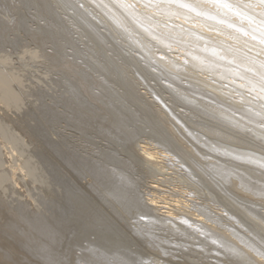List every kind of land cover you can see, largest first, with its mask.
Masks as SVG:
<instances>
[{"label":"bare ground","instance_id":"1","mask_svg":"<svg viewBox=\"0 0 264 264\" xmlns=\"http://www.w3.org/2000/svg\"><path fill=\"white\" fill-rule=\"evenodd\" d=\"M0 2L19 17H0V44L30 17L64 88L35 128L64 204L47 217L0 199V264L140 263L120 226L171 264H264V0Z\"/></svg>","mask_w":264,"mask_h":264},{"label":"rangeland","instance_id":"2","mask_svg":"<svg viewBox=\"0 0 264 264\" xmlns=\"http://www.w3.org/2000/svg\"><path fill=\"white\" fill-rule=\"evenodd\" d=\"M12 1H14V0H12ZM1 5H2V3H1ZM1 5H0V9H1L0 10V17L2 19H4L5 21H9V24H11L12 22H14V24H15V19H16V23L17 22L19 23V21H17V19L19 17L17 16V14H15L17 11H14L13 14L9 13V12H7L8 14H5L6 10L3 11L2 10L3 7ZM57 9H58L57 12H59L58 14L60 16H62V17L65 16L64 18L67 17L66 19L69 21V23L73 22L72 19H68V18H70L68 16H71L72 11L66 12L60 6H58ZM7 11H9V10H7ZM28 12H34V11H33V9H29ZM24 13H26V11ZM15 15L17 18L15 17ZM24 24H26V25H23L24 28L22 31L19 30V27H18V28H16L15 32L12 31L9 33L10 37H8V38L13 39L12 40L13 42L10 41L11 43H7V44L5 42L4 45L0 44V47L2 48V49H0V76H1L0 80L2 78V80L0 81V85H1V87H0V182H1L0 199L3 200V202H5L10 207H14V208H18V204L22 203L23 207H25V208H21L22 206L20 204L19 205L21 207H19V208L21 210H23L24 212L26 211L27 214H29V215H34V214L42 215L41 212H43V215L47 213V215H46L47 217L48 216L53 217L54 215H51V214H55L57 212L55 206H57V205L60 206V205L64 204L63 195L62 196L60 195L61 196L60 197L57 194V193L62 194L57 187H59L60 182H61L60 179L64 175H61V172L58 171L59 168L54 165L55 159H53V158L51 159V157H49V155H47L45 145H44L43 141L40 139V137L38 136L35 128H37V130L40 128L44 130L47 127V126L45 127V125H44V128H43V126L41 124L42 122L40 121L41 120L40 119L41 113L39 112V103H38L39 100L41 101V99H43V101L48 102V103L52 102V101L57 102L58 99L56 98V96L61 95L64 92V90H63L64 88L61 87L60 85H58L59 87L57 85L54 86L53 78H55V76L52 74V72H50V70L47 67L48 64H46V62L40 57V54H37L40 52L38 51V49L36 51L35 44H33L29 39V36H28L29 32L27 33L28 27L31 25L34 26V23H32V20L30 19V17H28V16L25 17ZM26 26H28V27H26ZM25 27H26V30H25ZM20 28H22V27H20ZM19 32H21V33L19 34ZM34 49H35V51H34ZM126 49H124L126 51H122L123 53L120 52V54L124 55L125 52H127V51L130 52V50L128 48H126ZM131 50L134 52V53L132 52L133 54L137 55L136 50L135 51H134V49H131ZM143 63H144V60L142 62V65H144ZM150 70H153V68L151 67ZM3 79H5V82ZM163 79H164V77L161 79L162 81L158 82L159 86H162V83H160V82H164V83L166 82L165 81L166 78L164 80ZM186 81L187 80L185 79L183 82L185 83ZM51 82L53 85L51 84ZM150 84H152V80H151ZM228 84H231V83H229L228 81H224L225 86H227ZM175 87L176 86H173V85L170 86L171 89H175ZM51 88H52V90H51ZM232 95L235 97L239 96L238 93H233ZM246 95L248 96V94H246ZM148 96H150V94ZM169 96H170V92L168 90H166V91L164 90V94L162 95L163 98L161 97V99L163 100L166 98L165 99L166 101L164 100V102L166 104H168L170 102ZM237 99L238 98H235V100H237ZM250 106L257 109V107L254 104H250ZM179 110H180V108L177 109V112ZM177 112H176V114H177ZM31 118H32V120H31ZM40 125H41V127H40ZM34 126H36V127H34ZM32 127L34 129H32ZM49 129L53 131V129H51V128H49ZM46 130H47V128H46ZM197 131L200 132L199 130H197ZM53 133L56 134V130H55V132H51L50 136H52L54 139H57L58 138L57 134L55 135ZM43 149H44V151H43ZM45 160L48 163H46ZM53 166H54V168H53ZM49 167H51V168H49ZM54 171H56V172L54 173ZM51 172H52V174H51ZM11 174L14 176L12 177ZM3 176H4V178H3ZM11 178H13V179H11ZM53 178H54V180H53ZM16 179H17V182L20 181L19 182L20 184H18L20 187L18 185H16L17 182L14 183L16 181ZM57 182H58V184H57ZM5 184H6V186H5ZM13 185L17 188L13 187ZM51 185L56 187V188H54V187L52 188ZM48 187H50L52 193H51V191H48L49 190ZM13 188H15V189H13ZM16 192H18L17 193L18 195H16ZM54 194L55 195L57 194V195L55 196ZM50 195H52V196H50ZM40 196L41 197L43 196V197L41 198ZM47 197H49V199ZM5 198L7 200H10V202H7ZM21 198L23 201L19 200ZM46 198H47V200H45ZM55 198L58 200V201H56L57 204L55 203V200H56ZM42 200H43V202H42ZM20 201H22V202H20ZM16 203H18L17 206H16ZM11 204L12 205L15 204V205L12 206ZM27 209L29 211H27ZM30 210H31V212H30ZM38 212H40V213H38ZM213 212H215V211H213ZM261 212L263 213V211H261ZM221 223L222 224L225 223L224 225H226V226L228 224L229 226H227V227H229V228L233 227V229H235L238 233L241 232V234L242 233L246 234V231H247L246 228L241 227L242 229L241 228H240V230L238 229L239 226H241V225L234 227L233 223H229V222H225V221H223ZM142 226L144 227L143 224H142ZM120 227H122L121 230H123L124 234L126 233L125 234L126 236L128 235L127 238L130 240L129 242L126 243L127 245L125 244V247L127 249L126 251L131 252V253H134L136 251L135 253H138V254L141 253V257H144L143 260L140 261V263L138 261L137 263H133V264H157V262L159 264H164V263L165 264H171L168 261V259L167 260L164 259L166 257L163 258L162 254L159 255L160 253L158 252L159 253L158 254L155 251V247L151 246L148 243L147 239L140 238V237H143L142 233L143 234H147V233H145V232L136 233L134 231L130 232V230L127 229L126 227H123V226H120ZM126 230H127V232H126ZM161 231L162 230H157V231H153V232H155V233L157 232V234H158V232L161 233ZM133 233H136L137 235H134ZM132 235H134L135 237L134 236L132 237ZM129 236H131V237H129ZM170 239H172V238H170ZM134 240H136V241H134ZM139 241H140V243H137ZM171 241H173V239ZM135 249H137V250H135ZM158 249L159 248L157 247V251H158ZM191 257L192 258L194 257L195 260H197L199 256L192 255ZM109 258H110L111 262L112 261H119L120 262V259H119L120 257L117 259L115 256H109ZM154 259L156 262L154 261ZM163 261H164V263H162Z\"/></svg>","mask_w":264,"mask_h":264}]
</instances>
